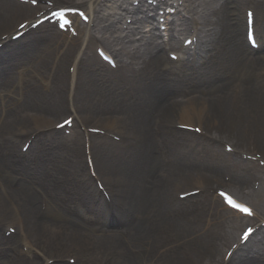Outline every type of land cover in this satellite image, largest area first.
<instances>
[{
    "label": "bare ground",
    "instance_id": "obj_1",
    "mask_svg": "<svg viewBox=\"0 0 264 264\" xmlns=\"http://www.w3.org/2000/svg\"><path fill=\"white\" fill-rule=\"evenodd\" d=\"M39 1L0 0V263L69 264L73 255V264H264V170L238 156L248 145L264 158V0H181L180 24L165 35L122 33L125 19L143 24L134 15L147 0H52L85 9L91 26L80 30L81 53L47 22L10 39L47 9ZM243 5L254 10L256 51ZM95 45L115 59L114 70ZM65 112L75 118L70 137L50 128ZM192 121L217 133L171 127ZM90 125L105 133L87 134ZM20 142H29L24 153ZM189 185L200 189L198 204L171 193ZM219 186L250 205L252 219L224 211L207 190ZM245 224L255 231L224 262Z\"/></svg>",
    "mask_w": 264,
    "mask_h": 264
},
{
    "label": "snow or ice",
    "instance_id": "obj_2",
    "mask_svg": "<svg viewBox=\"0 0 264 264\" xmlns=\"http://www.w3.org/2000/svg\"><path fill=\"white\" fill-rule=\"evenodd\" d=\"M31 2L33 4L37 3V0H31ZM48 8L49 10H51L52 8V0H48ZM66 12H72L74 14H77L81 17L84 16V14L82 12H79L78 9H76L75 7H72V6H63L61 8L60 11H51V16L52 17H56V18H59V19H64L65 17V13ZM249 16L251 17V13H249ZM86 19V17H84ZM37 23H41L40 21H37ZM71 23L69 20H64V23H60L59 24V27L61 29H63L65 27L66 24H69ZM251 32H249V38H251ZM65 123H70V121H65ZM220 196H222L224 198V201L232 208L244 213V214H247V215H251V211L250 209H248L247 207H245L244 205L242 204H239L237 203L235 200H233L230 196H228L226 193L224 192H221L220 193ZM253 229L252 228H248L247 231H245L243 233V237L242 239H247L249 237V235L252 233Z\"/></svg>",
    "mask_w": 264,
    "mask_h": 264
},
{
    "label": "rangeland",
    "instance_id": "obj_3",
    "mask_svg": "<svg viewBox=\"0 0 264 264\" xmlns=\"http://www.w3.org/2000/svg\"><path fill=\"white\" fill-rule=\"evenodd\" d=\"M20 22V20L19 21H16L14 24H18ZM115 48L116 49H118L119 48V46H115ZM82 51V50H81ZM26 71H24L23 73H25ZM28 73V72H27ZM64 116H66V115H60V114H58V115H56V116H54V118H55V120H54V122H59L62 118H64ZM191 124H193V125H195V126H199L201 129H202V127L204 126V125H202L200 122H197V121H192V123ZM90 126H96V125H90ZM207 130H209V131H211V132H216L217 133V131L214 129V127H211L210 125H205L204 126ZM217 129H219V127L217 126ZM203 130V129H202ZM238 145H240V144H238ZM241 149H243V151L245 152V153H249V154H259L260 156L262 155V153H261V149L260 148H258V147H249L248 145H247V147L245 146H242L241 145ZM246 150V151H245ZM262 157V156H261ZM263 158V157H262ZM197 188V186H193V185H189V186H187V187H184V188H182V186H180L178 189H175V190H172L171 191V193L173 194V195H176V194H178L179 192H184V191H186V190H190V189H196ZM217 189H224L223 187H218ZM47 216V215H46ZM48 219V218H47ZM240 231V228H239V230H237V232H236V234L235 235H237L238 234V232ZM254 237H252V239H253ZM251 239V240H252ZM247 244H249V242L247 243ZM197 264V263H196Z\"/></svg>",
    "mask_w": 264,
    "mask_h": 264
}]
</instances>
